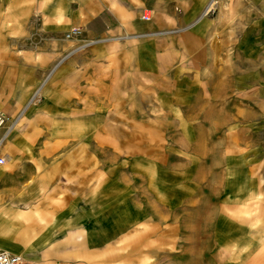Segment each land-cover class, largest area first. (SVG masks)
Here are the masks:
<instances>
[{"label":"rangeland","instance_id":"374dc122","mask_svg":"<svg viewBox=\"0 0 264 264\" xmlns=\"http://www.w3.org/2000/svg\"><path fill=\"white\" fill-rule=\"evenodd\" d=\"M129 1L109 33V6L100 15L92 0H0V195L30 197L0 241L35 264H264V0H135V13ZM168 48L160 78L187 79L178 106L148 68ZM217 77L232 82L223 95ZM199 95L219 118L192 112ZM97 112L121 129L110 135L118 150L86 128ZM198 130L201 152L182 144Z\"/></svg>","mask_w":264,"mask_h":264},{"label":"bare ground","instance_id":"6f19581e","mask_svg":"<svg viewBox=\"0 0 264 264\" xmlns=\"http://www.w3.org/2000/svg\"><path fill=\"white\" fill-rule=\"evenodd\" d=\"M214 1H211L210 5L214 6L213 4ZM209 5L206 6V8L208 7ZM93 8H95V6L93 5L92 6ZM230 8H233L234 6L233 5H230L229 6ZM157 25L163 27L164 26V21H161L160 19L156 20L155 22ZM141 25L139 24V27ZM138 26L137 27H134L135 29H138L139 28ZM149 35V34H148ZM163 36L160 37L161 39H165L167 41H170L172 38V35L169 34V33H163L162 34ZM181 36H185V34H182ZM190 51H192V48L196 45H194V43L196 42L195 40L191 39L190 40ZM133 49V52H136L135 48H131ZM140 52H142L141 49H138ZM151 51H148L150 54H153L155 53L157 50H158V46H153L151 49ZM129 53V52H128ZM202 51H199L196 53V59H198L201 55ZM135 54H133L134 56ZM134 57H139V54H136V56ZM171 57V52H170V49H166L165 50V53L163 54H158L156 56V60L154 63H151V64H148V68L149 69H156L158 72H157V75L154 77L153 80H155V83L152 85V89H160L161 91H164L165 94L163 95V98L166 99V102L167 103H174L178 106V102L182 99V96L184 94V91L182 89V86L185 84V81L187 80L186 78H182L181 80H170V79H166L165 77H162L160 78L161 74H162V71L165 69V66H166V63L168 61V58L170 59ZM129 62L132 63L133 65L137 66V60L136 58H134V60L131 62V57H129ZM112 65L114 67H116L118 69L117 71V75L115 76V79L112 80V85L114 87H119L120 88V91L121 89L125 86V85H119L121 84L122 82H124L125 78L121 77V73L124 71V68L123 67H120V62L118 61V59L113 55L112 56ZM206 68H208L207 66H205ZM227 72H225V77H226ZM45 81V79H44ZM213 85H212V88L215 89L217 91V94L219 95H223V85H229L231 84V80L229 78H225V79H222L220 77H217L216 79H213ZM43 83V82H42ZM41 83V84H42ZM41 87V85L35 90L34 92V96L32 97L31 96V100L34 99V97H36L39 93V88ZM221 89V90H220ZM173 95L171 96L170 98H168V96L170 95V93ZM196 101V106L193 107L195 108L192 112L194 114H204L207 118H219L217 114L221 115L220 113H218L216 111L215 108L211 107L210 103L206 100H203L202 101V96L199 95L197 97V99L195 100ZM206 102H208V109L205 108V104ZM119 108V105H116V106H113L112 109H108V110H113V109H118ZM181 108V112H182V115H184L185 117H188L187 115V109L183 108V105L180 106ZM191 108V107H190ZM102 115L103 113L101 112H97V113H94L93 115H89L87 117H85V121H84V124L86 126V128L88 129H91V128H96L98 129V134L101 135V139L102 141L104 142H107L108 145H110L113 150H118L119 147H118V140L115 138H110V135L113 134L115 135L116 132H120L121 129L120 128H117V125L114 124V123H111V122H107V119H106V122H103L105 121L104 117L102 118ZM167 116V115H166ZM176 116H181V113L178 112V114ZM107 118V117H106ZM13 126L12 128L13 129H10V132L11 130H14L15 128V125L17 123V120L13 121ZM137 122H135L133 124V126L136 125ZM215 126L217 123H213ZM11 127V126H10ZM199 131V130H198ZM197 131V139H193V140H186V139H183V142L182 144L184 143V145L188 146L190 149H194L195 151L197 152H201L202 150L205 151L203 149V146H202V140H201V132ZM9 135V133H8ZM4 143H6V139L4 140L3 142V145ZM206 145V144H205ZM105 145H101V148H104ZM86 148V147H85ZM193 150V151H194ZM99 158V157H98ZM105 158V157H104ZM104 162V160H102ZM84 164L85 165H88V162L85 161V159L83 160ZM159 162H163V160H159ZM196 166V165H195ZM161 167V166H160ZM149 171L150 173H152V170L151 169H145V172ZM196 170H194L195 172ZM167 173V171H165L164 169L161 170V168L159 169V181L165 177L164 173ZM199 174V177H203V173L202 172H199L197 171ZM192 176H189L188 178H191ZM7 179L9 181H12L13 179H17V177H7ZM104 192L103 191H99L97 194L100 195V194H103ZM23 199L21 200H16V199H9L8 196L6 195H0V224L3 223V227H8V229H10L13 225V223L15 222V220H23L25 219L24 216H26V214L29 212V211H23L21 212L20 211V208L18 204L22 203L21 201H28L29 200V196L25 194V192L23 193ZM106 197V195H105ZM9 199V200H8ZM2 200H6L7 201V204L6 205H3L1 204ZM162 201V200H161ZM163 203H164V200H163ZM127 204V203H126ZM18 205V206H16ZM7 229V228H6ZM100 232L102 234H104L105 230L104 229H100ZM17 234V233H16ZM24 239V242H28V237H26L24 234H22V237L19 238V240H23ZM76 245V244H74ZM0 247H2L3 249L4 248H9V252L14 251L15 254H19V255H22L23 253V256H25L26 258H29L30 256V250H24V251H21L20 252V249L16 250L14 249L13 247H10V246H7V243H4L2 241H0ZM8 251V250H6ZM14 252H11V253H14ZM47 252L49 253V251L47 250ZM21 253V254H20ZM31 260V259H30Z\"/></svg>","mask_w":264,"mask_h":264},{"label":"crops","instance_id":"0c3cea01","mask_svg":"<svg viewBox=\"0 0 264 264\" xmlns=\"http://www.w3.org/2000/svg\"><path fill=\"white\" fill-rule=\"evenodd\" d=\"M122 3H123L122 0H92V3H91V5H89V7H90V9L95 10V12H97L101 15L105 9V6L106 5L109 6L108 11H110V12L108 14H106L107 18H102V20L104 23H106L105 24L106 25L105 30L109 29L106 32L112 33L116 29V25H112L111 17L114 18L115 20H118L117 23H121V21L125 20L129 16V14L125 10L126 8L123 9ZM93 5L95 6V8L92 7ZM121 5H122V7H121ZM129 6H130V10H132V12L135 13L136 12L135 0L129 1ZM100 7H102L101 10L99 9ZM137 21H139V20H137ZM137 21H135V20L133 21L131 17L128 18V20L126 21V25L128 26L129 30L135 29L134 27H137V25L139 24ZM138 27H139V25H138ZM97 29H99L100 32L104 31L103 26L101 24L98 25ZM140 37H142V36H140ZM136 39L137 38H135V41H137ZM135 44L137 45V42H135ZM136 49L137 48H135V50ZM10 247H13V246H10ZM11 252H14V251H11ZM36 264H88V263L84 262V261H78V260L76 261V263H59V262H56V263L50 262L49 263L48 261L44 260V261H39Z\"/></svg>","mask_w":264,"mask_h":264},{"label":"built area","instance_id":"2783aa9c","mask_svg":"<svg viewBox=\"0 0 264 264\" xmlns=\"http://www.w3.org/2000/svg\"><path fill=\"white\" fill-rule=\"evenodd\" d=\"M151 12L149 10H144L142 13L143 19H149ZM8 118L5 113L0 112V143L3 139L2 129L7 124ZM6 162L4 155L0 154V165ZM0 264H35L34 261L26 258L23 255L11 253L9 251L0 249Z\"/></svg>","mask_w":264,"mask_h":264}]
</instances>
